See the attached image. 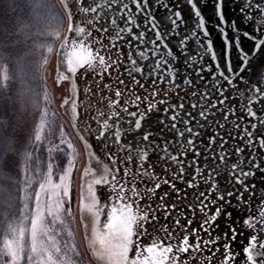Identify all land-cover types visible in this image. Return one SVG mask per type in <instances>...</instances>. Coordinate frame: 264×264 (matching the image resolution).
<instances>
[{
	"label": "snow or ice",
	"instance_id": "snow-or-ice-1",
	"mask_svg": "<svg viewBox=\"0 0 264 264\" xmlns=\"http://www.w3.org/2000/svg\"><path fill=\"white\" fill-rule=\"evenodd\" d=\"M186 2L190 21L171 0H89L83 11L109 44L73 45L90 54L70 66L74 77L84 68L116 84L96 138L104 150L115 148L107 154L116 173L123 165L120 180L110 177L115 196L106 223L126 248L118 264H181L182 253L193 254L191 264H209L211 255L195 253L221 239L225 256L235 259L234 211H245L244 193L255 195L258 173L264 178V72L255 82L245 75L251 59L264 58V0H244V29L226 15V0H200L211 5V19L197 0ZM242 37L253 41L248 51Z\"/></svg>",
	"mask_w": 264,
	"mask_h": 264
},
{
	"label": "rangeland",
	"instance_id": "rangeland-1",
	"mask_svg": "<svg viewBox=\"0 0 264 264\" xmlns=\"http://www.w3.org/2000/svg\"><path fill=\"white\" fill-rule=\"evenodd\" d=\"M28 2L29 0H0V35L3 38L5 36L16 37L12 31H18L20 26L30 20L24 12L25 9L28 10ZM35 4L36 8L38 7L43 12V16L47 17L48 30L44 34L46 37H51L43 46L44 49H47L40 72L44 94L36 137L40 140L49 131V128L51 130L56 128L59 121L64 127L62 132L64 133L65 129L68 131L73 142H76V148L75 144H72V147L66 138L64 144L72 152V155L71 164L63 176L57 177L52 167L45 174L36 170L41 181L38 183L36 192L31 189V177L29 178L27 173L22 175V179L25 180L22 191L23 207L20 217L8 228L9 234H6L1 240L0 264H99L101 260L99 263L93 261L88 249L89 245L96 255H108L110 264H118V261L126 255V248L122 247L118 236L106 229V221L115 196L110 185V177L114 174L116 179L120 180L123 175V165H119L121 169L119 173L115 172L117 165L112 166L110 171L113 170V172H106V179L101 176L100 167L96 166L94 175L90 177V181H85L83 188L86 208L91 210V216L87 218L83 214V218H81L79 215V191L80 180L86 168V154L74 132L72 120L68 119V113H71V119L76 124H80V128H83L82 133L87 134L88 132L93 136L98 131V134L100 124L108 114L99 115L100 111L106 112L108 109V103L103 99L106 91L102 89L104 88L102 83L96 87L91 85L89 76L83 74L80 78L79 91L85 92L87 98L84 95L81 97L80 105L75 111H72L74 105L71 101L64 107L62 106L63 100L69 96V84L58 83L56 63L59 60L57 52L66 38L68 19L59 0H35ZM54 10L62 14L60 18L52 16ZM34 16L33 14L31 17L34 19V24H39L41 14ZM30 36L33 34H28L24 42H19L21 49H32L33 45H30L26 40ZM63 111L67 114L64 115ZM97 120L100 121V124L97 123ZM86 124L95 131L86 128ZM94 143V151L99 153L100 160L107 159L109 157L107 153L115 154V151L112 150L113 147L107 151L103 149V141L96 139ZM104 162L107 161L104 160ZM74 167H76L75 172L73 171ZM249 197L245 199V211H234L233 215V226L236 228L237 236L236 241L232 243V252L237 253V257L233 259L225 256L224 240L221 239L218 246L210 245L207 252H202L199 255L204 259L211 255L212 259L209 264H221L222 259L225 260L223 264H253L252 260L261 254L260 248L264 247V200L255 193V195H251V204L249 205ZM233 198V203H237L235 197ZM72 199L73 201H71ZM88 213H90L89 210ZM252 218H256V220ZM83 220L86 222V229L87 225L93 227L94 235L105 232L104 240L101 237L97 240V236L94 238L91 236L89 239L90 234L87 230V243ZM104 222L106 223L104 224ZM151 228L152 225L149 224V231ZM250 235H255L256 239L249 242ZM204 238L207 239V234H204ZM230 238L231 233H229V240ZM107 240H112V242H105ZM147 241L148 237H143V242L147 243ZM172 242L176 243L175 240ZM216 247H219V252L214 251ZM197 254L195 253V255ZM192 255V253H182L180 258L188 256L191 259ZM261 255L264 256V254Z\"/></svg>",
	"mask_w": 264,
	"mask_h": 264
},
{
	"label": "trees",
	"instance_id": "trees-1",
	"mask_svg": "<svg viewBox=\"0 0 264 264\" xmlns=\"http://www.w3.org/2000/svg\"><path fill=\"white\" fill-rule=\"evenodd\" d=\"M28 3V10L24 12L30 20L18 31H12L16 37L0 35V243L9 234L11 224L20 217L25 181L22 175L27 173L31 177V189L36 192L40 181L37 171L45 174L52 167L57 177L63 176L72 155L64 143L68 139L76 148L68 131L62 132L64 127L59 121L40 140L36 137L44 94L40 72L47 49L43 46L51 37L44 34L48 30L47 17L36 8L35 0ZM33 14H41L39 24H34ZM61 15L54 10L52 16L60 18ZM28 34H33L26 39L33 45L32 49H21L19 42H24ZM85 165L79 196L83 180L92 171L89 161Z\"/></svg>",
	"mask_w": 264,
	"mask_h": 264
},
{
	"label": "flooded vegetation",
	"instance_id": "flooded-vegetation-1",
	"mask_svg": "<svg viewBox=\"0 0 264 264\" xmlns=\"http://www.w3.org/2000/svg\"><path fill=\"white\" fill-rule=\"evenodd\" d=\"M63 1V0H61ZM68 4L67 10H66V15L68 22L73 25L72 27V32L73 34V40L71 42V45L67 46H62L61 49L58 50L57 56H59V60L56 63V72H57V80H59L60 83L66 82L69 84V90L68 94L69 96L65 98L64 100L67 101L68 99H72L75 101L73 103L74 105V111L77 110L81 97L84 95L86 98V93L85 92H80V78L83 74L88 75L90 79V84L94 85H102L105 84H112L113 85V91L109 93L107 90L102 88L104 91H106V94H104V101L108 103L109 98L112 100H115V88L116 84L114 83L113 79L109 77L108 73H105L103 78L101 79L100 76H98L95 72L88 70L87 72L85 71L84 68L79 69V71L76 73L75 77L73 76V73L69 70L70 66H77L80 64L81 61H87L89 53H87V49L83 47H76L74 48V44H79V45H84L88 46L91 45L92 49H98L101 47L100 44L95 43L97 39H100L103 41V45L106 47L109 44V41L107 37L102 34V32H97L95 29V25L92 23V16L90 13H85L83 11V8L88 5L89 0H65ZM171 2H179L180 4L183 5L182 7V12L184 13L185 19L186 20H191V13H190V7L187 5L186 0H171ZM199 6L201 7L202 11L204 14L211 19V5L209 4L208 6H205L204 4L200 3V0H197ZM244 3V0H226V15L228 18L231 19H236L238 26L241 29L245 28V25L243 23H240L242 20V16L240 15L239 9L242 7ZM230 8L235 9L234 11H229ZM249 32H252L251 26L247 28ZM86 33L91 34V37H88ZM255 35H258V33H254ZM213 35L216 36L217 38H214L216 40L219 39V36L217 33L213 32ZM231 36V32H230ZM241 44L242 47L244 48L245 51H248L252 45L253 41L248 40L246 38H241ZM233 60L234 63L236 62V51L235 48L233 49L232 52ZM249 71L245 73L247 78L255 82L256 78L261 72H264V58L257 57L255 59H251V62L248 65ZM112 76H115V72L113 71ZM86 78V77H85ZM87 79V78H86ZM241 88L243 86L241 85ZM98 91V89H97ZM142 94V93H141ZM170 98L172 96L170 95ZM241 103L240 98L237 96L236 100V106L239 107V104ZM257 105H254V108H257ZM135 110L134 108L130 107V111ZM109 112V109L104 112L107 114ZM258 114H264V113H258ZM91 131H95L94 129H91ZM98 132V131H97ZM97 132L95 135L91 136L90 135V144L92 147H95L94 141L97 139ZM112 150L116 151L115 148L113 147ZM94 160L93 154L90 156V161ZM253 182L250 180V183ZM257 185V189L255 190V193L260 195V190L264 189V178H261L259 173L257 175V178L254 181ZM242 190V189H241ZM251 192H245L244 197L245 199L251 196ZM234 199V198H233ZM234 202V201H233ZM237 202V201H236ZM253 220H256V218H252ZM257 224V223H256ZM254 227V226H251ZM257 228V226L255 225Z\"/></svg>",
	"mask_w": 264,
	"mask_h": 264
},
{
	"label": "water",
	"instance_id": "water-1",
	"mask_svg": "<svg viewBox=\"0 0 264 264\" xmlns=\"http://www.w3.org/2000/svg\"><path fill=\"white\" fill-rule=\"evenodd\" d=\"M64 5L66 6V8L68 7V4H67V2L64 0ZM71 32H72V30L70 31V34H71ZM214 36V35H213ZM214 38H217L216 36H214ZM91 120V119H90ZM88 121H89V118H88ZM87 122V121H86ZM72 123H73V126H74V129L76 130V132H77V134L80 136V138H81V140H82V142H83V144L86 146V149H87V151H88V153H90V152H93V154L96 156V158L98 159V162L100 163V164H96V165H94V169L96 170V166L97 167H100V173H101V176L104 178V179H106L107 177L105 176V173L107 172H109V173H112L113 172V170H111L110 171V169L112 168V166H115L116 164H113L112 163V161H111V159H109V157L107 158V159H103V161L104 160H106L107 162H104L103 163V161L102 160H100V157H99V153H97L96 151H94V149H95V147L93 148L92 146H91V144H90V134H88V132H87V134L86 133H82V127L80 128V124H76V122H74L73 121V119H72ZM88 123V122H87ZM89 139V140H88ZM97 159H96V162H97ZM101 177V178H102ZM100 178V179H101ZM95 190V189H94ZM95 194H96V191H95ZM94 194V195H95ZM88 205V204H87ZM89 206V205H88ZM88 210L90 211V213H88ZM83 214H85L86 216H87V218H89L90 216H91V210L90 209H88V208H86V204H85V200H84V196H82V207H81V218H83ZM89 222V221H88ZM87 222V223H88ZM107 222V221H106ZM106 222H104V224L106 223ZM83 223H84V225H85V229H86V222L83 220ZM192 227H197V225L195 224V222H194V224L192 225ZM107 229V228H106ZM87 230H89V239H91V236H92V238H94V236L96 237L97 236V240H98V238L100 239V237L104 240V233H101V232H99V234L97 235H94V229H93V227H90V226H88L87 225V229H86V235H87V243H88V232H87ZM261 231V230H260ZM260 231H257L258 233L260 232ZM215 235V234H214ZM203 236H204V234H203ZM194 240H195V237H190V243H192V242H194ZM100 241H102V240H100ZM105 242H107V243H111L112 242V240L111 241H105ZM88 249H89V252L91 253V256H92V258L96 261V262H98L99 263V260H101V262L99 263V264H110V260H109V257H108V255H104V254H101L100 256H98V255H96V253H94V251H93V249L90 247V245H89V247H88ZM202 252H200V253H198L197 254V256H199L200 254H201ZM180 260H181V264H183V260H184V258L183 259H181L180 258ZM191 262V259H189V263ZM252 263L253 264H264V256L263 255H261V254H259L254 260H252Z\"/></svg>",
	"mask_w": 264,
	"mask_h": 264
}]
</instances>
